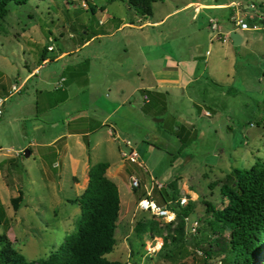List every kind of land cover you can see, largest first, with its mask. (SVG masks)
<instances>
[{
  "label": "rangeland",
  "instance_id": "1",
  "mask_svg": "<svg viewBox=\"0 0 264 264\" xmlns=\"http://www.w3.org/2000/svg\"><path fill=\"white\" fill-rule=\"evenodd\" d=\"M187 1L230 0H153L151 12L127 0L8 2L0 21V96H5L0 233L26 259L47 256L76 230L74 199L85 187L84 165L103 160L110 163V174L119 165L127 167L112 176L122 204L128 202L118 215L108 258L131 264H223L228 232L215 237L204 200L222 206L226 200L219 186L226 175L264 159V27L253 25L264 15V0H234L241 5L232 4L233 10L245 17L247 29L230 18V7L201 8L192 16V4L160 22L138 25ZM209 16L219 30L209 27ZM86 29L104 33L78 46ZM232 29L240 32L241 42L216 38L218 31ZM64 49L73 51L57 58ZM163 63L177 69V80L157 84L149 68ZM61 75L67 82L58 83ZM20 83L21 89L9 94L12 84ZM144 87L151 88L149 102ZM70 130L78 132L49 145L50 152L40 145ZM125 139L143 166L120 155ZM26 147L28 156L21 154ZM131 175L139 186H132ZM154 180L162 188L176 181L174 189L162 193L177 210L182 205L176 200L184 197L189 216L199 222L195 232H188L185 222V235L170 241L177 234L176 221L168 225L149 212L139 214L135 202ZM158 189L154 184L155 198H160ZM19 192L22 200L14 209L11 197ZM138 220L144 227L136 228ZM155 236L165 244L150 251L147 245L155 243Z\"/></svg>",
  "mask_w": 264,
  "mask_h": 264
},
{
  "label": "trees",
  "instance_id": "2",
  "mask_svg": "<svg viewBox=\"0 0 264 264\" xmlns=\"http://www.w3.org/2000/svg\"><path fill=\"white\" fill-rule=\"evenodd\" d=\"M9 1L24 3L27 0H0V21L8 12ZM127 1L144 12H151L153 0ZM97 33L99 32L90 33L86 29L80 39L83 43ZM42 58L44 59V54ZM143 91L147 96L150 89L145 88ZM176 129L180 130V126ZM108 166L109 162L103 160L89 165L87 183L74 199L79 206L76 230L67 234L57 248L45 257L26 259L14 248L8 235L0 233V264H130L127 260L106 256L116 244L115 228L120 210L118 186L107 174ZM175 186L174 180L163 188L160 187V198L156 197V200L166 202L162 190L171 191ZM219 191L226 200L222 206L216 207L207 200L204 203L209 212L206 223L216 232L215 237L228 232L224 240L226 256L223 264H264V159L257 160L248 168H234L220 183ZM21 200V192L11 197L14 209L19 207ZM177 205L181 204L177 202ZM173 207L176 209L173 229L177 234L170 241L179 240L185 235L183 217L192 212L189 205L184 207L183 204L179 210L174 205ZM141 225L144 227L145 224L138 220L136 228L139 229ZM164 244L165 240L160 248ZM205 254H209V251Z\"/></svg>",
  "mask_w": 264,
  "mask_h": 264
},
{
  "label": "built area",
  "instance_id": "3",
  "mask_svg": "<svg viewBox=\"0 0 264 264\" xmlns=\"http://www.w3.org/2000/svg\"><path fill=\"white\" fill-rule=\"evenodd\" d=\"M235 7L240 6V3H234ZM243 7L247 10L248 5L244 4ZM251 7H255V3H251ZM236 12V13H235ZM235 12L232 14L231 19L234 20L235 24L238 25L240 29H247L249 28V24L246 21L245 17L237 15L238 10L236 8ZM259 20L255 22L253 25H255L256 28H260V25L264 27V15H259L258 16ZM210 28L217 31L219 30V26L217 24V21L215 19L210 20ZM219 32V31H218ZM216 33L218 35L219 33ZM225 36H229V32L225 33ZM48 49H53L52 45L47 46ZM37 70V69H36ZM63 77L59 79L60 83L62 81ZM21 89V83L18 85L12 84L11 88L9 89V94H13ZM4 99L5 96L2 97L0 96V115L3 113V104H4ZM124 144L127 146L126 149H120V155L125 158L126 160H129L130 162H137L140 166H143L141 161L137 160V151L135 148L132 147L131 142L128 139L123 140ZM131 184L132 186H139L140 181L139 179L131 175ZM156 184L159 188L163 186L162 183L158 182L157 180H154V182L150 185V187L137 199L136 205L139 209L145 210L151 214H153L157 218L164 219L165 222H171L175 221L176 218V209L169 205L167 202L166 203H160L156 200V198L152 195L151 190L153 188V185ZM176 200V199H175ZM179 202L181 205L184 204V197L180 198V200H176ZM170 202V200L168 201ZM185 222L188 224V232H195L197 227H198V219L197 218H191L189 215H186L183 217ZM157 245V242L155 241L154 244H148L147 249L150 251L155 250V246ZM160 246V245H159Z\"/></svg>",
  "mask_w": 264,
  "mask_h": 264
},
{
  "label": "crops",
  "instance_id": "4",
  "mask_svg": "<svg viewBox=\"0 0 264 264\" xmlns=\"http://www.w3.org/2000/svg\"><path fill=\"white\" fill-rule=\"evenodd\" d=\"M233 2V3H232ZM195 3V4H194ZM190 4H192V6L194 7V13H193V15L192 16H195L196 14V12H200V9L201 8H215V7H220V8H226V7H230V18H231V16H232V14L235 12L234 10H233V7H232V4H234V0H230V1H217V2H213V1H210V2H205V1H187V2H185V3H183V4H181V5H179V6H176V7H174V8H172V9H170L169 11H167V13H165V15L163 16V17H161V18H159V19H155V20H152V21H149V20H145V21H143V22H141V23H139L138 25L139 26H141V25H143V24H145V23H148V22H151V23H157V22H160L168 13H170V12H172V11H175V10H177V9H179V8H181V7H184V6H187V5H190ZM198 12V13H199ZM211 20V16H209V18H208V23H209V27H210V21ZM122 24H127V22H124V23H122ZM121 26V24L120 25H118V26H115L114 28H112V29H110V31H108V32H111V31H113V30H115L116 28H118V27H120ZM230 30H227V31H224V33H221L220 31L218 32L219 34L218 35H216V38L217 39H220V40H225L226 38H229L230 40H231V38L230 37H227V36H225V33L226 32H229ZM101 33H104V32H99V33H97V34H94V35H92L89 39H86L83 43H82V41H80V44L78 45V46H84V45H86L87 43H89V41L94 37V36H96V35H99V34H101ZM241 41H242V36H241ZM240 41V42H241ZM190 46H193L192 44H190ZM52 50V49H51ZM72 49H64V50H60L58 53H57V55H56V57L57 58H59V57H64L66 54H69V52H72L71 51ZM76 50V49H75ZM188 50H189V48H188ZM191 58V53L189 54V55H186L185 57H184V59H190ZM47 59V57H44V59H42V61H45ZM166 65L163 63L162 65H161V67H150L149 68V70L153 73V75L155 76V80L157 81V84L159 83V84H162V82H164V81H170V80H177L178 79V71H177V69H176V71H173L172 69H167V67H165ZM36 69H37V67H34L33 69H31L30 70V72L23 78V80H22V82L23 81H26V79L32 74V73H34L35 71H36ZM170 73H173V75L172 74H170ZM176 74V75H175ZM61 77H63V79H62V81L61 82H67V77L65 76V75H61L60 77H59V79L61 78ZM59 81V80H58ZM144 88H146V89H151V88H147V87H144ZM140 89H142V87L140 88ZM143 97L145 98V100L146 101H150V96H146L145 94L143 95ZM78 131H67V134L66 135H61L62 133H59V134H57V135H55L50 141H48V142H46V143H40V145L41 146H43L44 147V149H46V152L48 151V152H50L49 151V145H53L55 142H57L60 138H62V137H64V136H68V135H72V134H76ZM87 131H84V133H86ZM83 133V132H82ZM48 146V147H47ZM23 150V149H22ZM30 153H31V151H30ZM45 154V153H44ZM47 154V153H46ZM88 167H89V165L88 164H85L84 165V169L85 170H88ZM109 168H110V163H109V166L107 167V174L112 178V176H114V175H116L117 173H121V174H123L124 172H123V170H125L127 167L125 166V165H119L111 174H110V170H109ZM123 168V170H121ZM84 186L86 185V183H87V174H86V176L84 177ZM117 184V183H116ZM118 186V185H117ZM128 201H126L125 202V204L127 203ZM130 203V202H129ZM125 204L123 205L122 204V202H121V200H120V210H119V213L121 212V210L123 209V207L125 206ZM133 205V204H132ZM135 207H136V202H135ZM139 214H141V215H143V214H145L144 212H147V211H145V210H139ZM127 215H128V212H125L124 213V216L125 217H127ZM9 237V236H8ZM10 238V237H9ZM155 241L157 242V245L155 246V250H158L159 248H160V246H159V244H158V239H160L161 240V237L160 236H155ZM11 240V239H10ZM12 241V240H11ZM162 241V240H161ZM114 249V248H113ZM155 250H153V251H155ZM131 264V263H130Z\"/></svg>",
  "mask_w": 264,
  "mask_h": 264
},
{
  "label": "water",
  "instance_id": "5",
  "mask_svg": "<svg viewBox=\"0 0 264 264\" xmlns=\"http://www.w3.org/2000/svg\"><path fill=\"white\" fill-rule=\"evenodd\" d=\"M229 36L232 39L234 44H237L241 41V34L238 30L232 29L229 31ZM21 153L25 156H28L30 154L29 148L26 147L23 150H21Z\"/></svg>",
  "mask_w": 264,
  "mask_h": 264
},
{
  "label": "bare ground",
  "instance_id": "6",
  "mask_svg": "<svg viewBox=\"0 0 264 264\" xmlns=\"http://www.w3.org/2000/svg\"><path fill=\"white\" fill-rule=\"evenodd\" d=\"M158 244H160V242H158Z\"/></svg>",
  "mask_w": 264,
  "mask_h": 264
}]
</instances>
